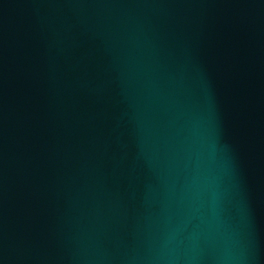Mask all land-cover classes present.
Here are the masks:
<instances>
[{"label":"water","instance_id":"water-1","mask_svg":"<svg viewBox=\"0 0 264 264\" xmlns=\"http://www.w3.org/2000/svg\"><path fill=\"white\" fill-rule=\"evenodd\" d=\"M0 264H264V0H0Z\"/></svg>","mask_w":264,"mask_h":264}]
</instances>
